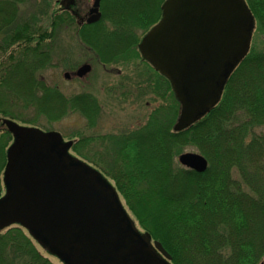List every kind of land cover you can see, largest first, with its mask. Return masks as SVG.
Instances as JSON below:
<instances>
[{
	"label": "trees",
	"instance_id": "obj_1",
	"mask_svg": "<svg viewBox=\"0 0 264 264\" xmlns=\"http://www.w3.org/2000/svg\"><path fill=\"white\" fill-rule=\"evenodd\" d=\"M19 1L21 0H0V31L5 29L9 32L12 29L14 32L13 36H8L9 40L5 42L7 46L18 40L26 42L25 36H22L23 30H19L18 26L8 28L17 18L15 10ZM138 1L124 0L120 3L121 8L129 13L135 9L133 5ZM145 1V9H141L143 12L140 11L138 20L130 23L131 26L125 23L129 21L124 22L121 11L113 15L114 21L123 20L121 22L125 24L114 22L115 26L112 27L103 25L104 9L110 7L109 1L106 2L107 5L103 3L100 20L78 26V32L81 33L78 35L82 38L110 35L108 38H112L123 34L124 38L114 46L111 45V39L106 50L115 51L118 46L119 49L125 46V50L133 46L135 50L141 34L159 19L160 6L164 0H152V4L150 0ZM246 2L254 14L256 26L260 19L264 22V0ZM140 22L144 24L139 25ZM61 24V20H55L50 25L60 27ZM141 29V34H137ZM258 30L264 32L261 28ZM39 39L36 48H22L23 52L25 50L23 56L3 68L0 88L5 90L4 86H11L15 77L19 82L29 83L30 78L25 80L27 77L22 79L17 76H24L20 70L24 67L37 68L40 64L42 68L48 62L45 60L51 53L44 48L43 38ZM118 59L115 63L119 62ZM67 60L69 61L66 58L62 62ZM151 81L154 85L161 80L156 76L150 83ZM39 83V86L35 84L31 89L32 93L36 89H50L41 84V81ZM162 83H165L166 90L169 91L168 82ZM153 89L152 93L155 92L154 86ZM50 91L53 92L52 99L58 103L60 97L65 95L57 89L51 88ZM76 95L64 98L70 101V110L83 111L89 100H81L78 98L80 94ZM42 98L37 100L41 102ZM168 101L167 105L154 108L149 114L148 122L134 130L80 138L81 143L77 141L72 146L74 153L92 162L113 180L133 218L153 239L161 242L170 254L172 264H261L264 262V49L257 48L253 43L248 54L228 78L218 104L201 119L179 131L172 129L179 104L171 101L170 96ZM61 102L62 107L64 102ZM58 103L51 104L55 106ZM92 103L98 109L95 99ZM42 106L41 104V110L47 115L50 107ZM0 112L4 117L9 115L13 118L11 112L5 109H0ZM161 115L162 121L158 118ZM47 117V120L51 119ZM90 126H94L92 120ZM147 128L149 131H146ZM142 130L148 135L143 136L140 133ZM84 140H91L92 144L112 140L114 145L119 144L111 151L110 158L111 161L116 160L117 166H112L113 170L109 167L102 168L92 157L82 153ZM8 141L9 133L4 129L0 134V174L5 163L4 149ZM188 147H195L207 158L208 167L205 171L197 172L172 164L171 159ZM88 152L108 159L107 155L95 150L89 149ZM141 157L147 158L141 160ZM238 174L250 183L249 191L241 188L240 181L234 176ZM147 198L152 203L155 201V208L151 212L145 207ZM152 224H156L159 231L154 232L150 227ZM191 251L196 254L193 255ZM0 264L54 263L38 250L20 228H10L0 232Z\"/></svg>",
	"mask_w": 264,
	"mask_h": 264
},
{
	"label": "water",
	"instance_id": "obj_2",
	"mask_svg": "<svg viewBox=\"0 0 264 264\" xmlns=\"http://www.w3.org/2000/svg\"><path fill=\"white\" fill-rule=\"evenodd\" d=\"M72 0H61L67 7ZM95 0L87 18H100ZM252 16L244 0H165L160 20L142 37L139 52L166 76L181 104L174 124L181 130L208 111L247 52ZM247 31L245 35L244 31ZM90 65H81L82 76ZM13 135L3 172L0 229L19 223L64 264H171L170 254L148 232L141 233L112 185L72 156L71 142L2 118ZM178 161L197 172L207 168L199 153Z\"/></svg>",
	"mask_w": 264,
	"mask_h": 264
},
{
	"label": "rangeland",
	"instance_id": "obj_3",
	"mask_svg": "<svg viewBox=\"0 0 264 264\" xmlns=\"http://www.w3.org/2000/svg\"><path fill=\"white\" fill-rule=\"evenodd\" d=\"M59 1L21 0L17 3V10H15L17 11V18L8 28L18 26L19 30H23L22 36H25L26 42L18 40V42H14L13 44L11 42L12 45L9 44L7 46L5 42L9 40L8 36H13L14 32H12V29L9 32L8 30L5 31V29L0 31V80H2L3 68L15 63L23 56L25 50L23 52L22 48H36L40 41L39 38H43L42 43L45 44L44 48L49 50V54L51 53L48 59L45 60L48 62L42 68L41 64L37 68L35 66L33 68L24 67L20 70L23 71L21 74L24 76L21 77L17 74L22 79L27 77L25 80L30 78L28 79L31 80L29 83L19 82L18 78L15 77L16 80L11 83L12 88L11 86H4L5 90L0 88V109L11 112L16 122L23 123V121H28L27 124L40 127L44 130L57 131L65 140L72 139L77 142L84 136L90 137L103 134L126 133L127 129L130 131L139 125L141 127L148 122L149 114L154 108L167 105L169 96L171 101H175L178 104L172 90H166L165 84L162 83L163 79L161 80L158 77V73L150 63L142 59L137 45L135 50L133 46L126 50L125 46L121 49L118 46V48H115V51L106 50L109 47L111 39L113 40L111 45L114 46L116 42L124 38L123 34L114 35L112 38H108L110 35L107 37H96V35H93V38H82L78 35L81 33L78 32L80 28L76 24L77 19L74 14L84 17L90 7L93 6L94 0H76L73 12L71 10H67V12L66 10H60L57 3ZM107 1H109L110 7L107 6V10L104 9L103 13L105 15L103 25L106 27L115 26L114 22L124 23L125 21H129L125 23L131 26L130 23L133 24L138 20L140 11L143 12L141 9H145L144 4H146L145 0H139L133 5L135 9H132L128 13L121 8L124 0H121V2L119 0H100V13L102 11L101 6L103 3L107 5ZM150 1L152 4V0ZM121 11L124 22H121L123 20L114 21L115 16L113 15L119 14ZM55 20H61L62 24L60 27L58 25H50ZM140 24L143 25L144 22H140ZM259 28L264 31V22H262V19H260L254 30L252 45L254 43L257 48L264 49V32H260L258 30ZM101 30L100 32L102 33ZM141 32L142 29L138 30L137 34L140 35ZM47 36L49 37L45 39ZM105 38H108L109 41ZM95 42L96 44H94ZM97 45L103 46H99L98 48ZM44 58L46 59V54ZM66 58L69 61L62 62ZM116 58H119V62L117 63H115ZM83 63L91 64L92 69L87 76L77 78L74 76L75 69ZM65 72L70 74V78H64ZM156 76L162 82L160 81L153 85L152 81L150 83V80ZM40 81L42 82L41 84L50 89L56 87L65 94H63L64 97L80 94L78 98L81 100L83 98L89 100L87 104L89 108L85 106V109L79 112L70 110V101H67L62 96L60 97L59 103L58 101H54L52 99L53 92L50 89H36L35 93H32L31 89L35 87V84L39 86ZM153 86L155 92L152 93L154 90ZM13 87H19L21 89H13ZM40 97H43V101L41 102L37 100ZM94 99L98 103V109L92 103ZM61 100L64 102L63 105L61 104L62 107L60 106V103H62ZM53 102L58 103V105L53 106L51 104ZM41 104L43 105L42 107H50L51 110L46 112L47 115L43 112L44 110H41ZM177 106V111H179V105ZM54 107H57V109ZM61 115L64 116L62 117ZM162 115L158 117L160 120L163 119ZM0 116H3L2 112H0ZM5 116L9 117V115ZM47 116L51 119L47 120ZM177 119L178 116L176 115L174 123ZM91 120L94 125L93 127L90 126ZM0 128L3 130L2 127ZM1 129L0 134L2 132ZM146 131H149V129L147 128ZM146 131L142 130L140 133L143 136H147L148 133ZM79 143L81 142L79 141ZM82 146V153L92 157L100 167H109L113 170V167L117 166L116 160L111 161L110 158L111 151L117 148L119 144L114 145L112 140L108 143L102 140L101 142H94L93 144L91 140H84ZM89 149L107 155L108 159H105L103 155L93 156L88 152ZM184 151L200 153L195 147H188ZM71 152L73 151L71 150ZM146 158L141 157L140 159L145 160ZM171 162L173 165L175 163L177 166H180L177 161V156L172 158ZM111 163L112 165H110ZM234 176L240 181L241 188L249 191L250 183L243 180L239 174L238 176ZM145 203L148 212H151L155 208V201L152 203L147 198L145 199ZM135 221L143 229L140 223L137 220ZM150 227L154 232L159 231L156 224H152ZM191 253L193 255L196 254V252L192 251ZM48 258L50 262L59 264L56 259Z\"/></svg>",
	"mask_w": 264,
	"mask_h": 264
}]
</instances>
